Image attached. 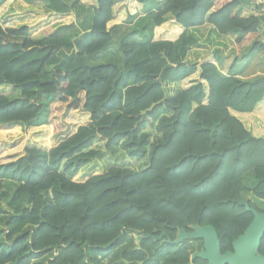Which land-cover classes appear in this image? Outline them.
I'll list each match as a JSON object with an SVG mask.
<instances>
[{
	"label": "trees",
	"instance_id": "1",
	"mask_svg": "<svg viewBox=\"0 0 264 264\" xmlns=\"http://www.w3.org/2000/svg\"><path fill=\"white\" fill-rule=\"evenodd\" d=\"M13 1L0 0V128L43 129L55 138L68 129L66 114L84 112L88 121L54 146L0 140V264H92L133 230L149 235L139 251L147 264H187L186 243L198 241L200 249L202 239L173 244L164 237L158 246L151 236L174 239L178 228L195 224L214 228L221 252L231 250L253 217L244 203L264 212L252 200L264 202V75L245 80L212 60L185 62L196 43L187 30L208 23L235 35L237 52L264 57V19L242 16L247 0H163L143 26L154 27L152 38L136 40L117 21L123 9L131 16L130 4L146 11L150 0H97L96 7L95 0H22L45 15L2 19ZM78 3L85 8L79 21L90 15L82 36L70 21ZM171 19L183 28L175 40ZM116 35L122 63L89 64ZM197 66L199 79L167 98L165 82ZM96 140L148 163L80 173L101 154ZM6 181L15 184L11 191Z\"/></svg>",
	"mask_w": 264,
	"mask_h": 264
},
{
	"label": "crops",
	"instance_id": "2",
	"mask_svg": "<svg viewBox=\"0 0 264 264\" xmlns=\"http://www.w3.org/2000/svg\"><path fill=\"white\" fill-rule=\"evenodd\" d=\"M71 4L74 0H65ZM163 0H150L148 2L146 11L143 10L141 5L133 4L128 7L130 9V17L127 19L126 10L123 9L121 12L122 16L117 21V23L121 24V26L126 27V31L132 30L133 37L136 40H148L153 36V28L143 27L144 24L151 21ZM32 4H27L22 0H14L11 4V7L1 16L2 19L14 16V15H29L34 11L38 12L39 15H45L43 12L32 8ZM247 5V4H246ZM85 8L78 3L73 10L70 11V21H72L77 29L80 31V36L84 35L86 31L90 28V15L86 14L83 22L79 21V15L83 12ZM242 12V16H247L250 13V8L245 5H242L240 8ZM127 19V20H126ZM143 30V33H141ZM168 35H170L172 40L177 39V37L183 32V28L180 27L174 19L169 21V25L167 27ZM151 33V34H150ZM188 35L194 36L196 38V43L189 46L187 49L185 62L188 63H196L200 64L203 60H212L217 67L221 70V72L225 75L234 74L240 79L251 80L257 76L264 75V57L261 53L256 51H248L244 50L241 52H237L234 40L236 38L233 34H219L214 29L213 26L205 23L202 26L189 28L187 30ZM36 36V37H35ZM34 38H41V34L35 35ZM261 41L264 40V35L259 36ZM119 39L110 44L103 52L96 54L95 56H91L92 59L96 57L107 55L111 49L117 48L118 54V44ZM119 56V63H122L121 54ZM108 61V60H107ZM110 63V62H107ZM233 64V65H232ZM254 71H257L255 74H252ZM199 79V68L197 66V71L194 72L187 78L182 80L171 82H165L164 86L167 85L169 88L171 86L178 87L179 90L186 89L194 80ZM177 92L173 95L166 94L167 98L174 97ZM88 121V120H87Z\"/></svg>",
	"mask_w": 264,
	"mask_h": 264
},
{
	"label": "rangeland",
	"instance_id": "3",
	"mask_svg": "<svg viewBox=\"0 0 264 264\" xmlns=\"http://www.w3.org/2000/svg\"><path fill=\"white\" fill-rule=\"evenodd\" d=\"M24 15V14H23ZM30 17H34L39 15L38 12L34 11L32 14H29ZM40 33H37L38 35ZM118 35V33H117ZM115 36V40L119 38V36ZM35 36V35H34ZM36 37V36H35ZM120 54V53H119ZM117 48H113L110 52L105 56L96 57L92 59L91 56L87 57V62L89 64H99V63H116L120 64L119 55ZM95 56V55H93ZM108 60V61H107ZM264 67V66H263ZM264 70V69H262ZM257 71H254L252 74H255ZM164 89L166 90V94L173 95L177 92L178 87L165 85ZM19 91L16 90L12 97H19ZM47 111L42 112L41 118L45 119ZM88 116L84 112H75L68 113L65 115V121L68 123V129L63 134L52 138L49 135V132H45L43 129H27L26 127H17L14 129L10 128H0V140L5 142H12L15 139L26 137V143H34L43 147L54 146L61 139L66 138L71 135L78 126L83 125L87 122ZM146 130L151 132V138L155 140V131L149 127H146ZM93 149H97L101 152L100 155L91 160L83 169L79 170L80 173H88V171L102 173L106 172L110 167L113 166H123L128 167L133 170H141L145 168L146 163H148L147 156L141 160L133 159L128 157L126 154H123L122 151L117 152L116 155L106 151L103 149V142L100 140H96L92 146ZM81 176L77 177L80 179ZM249 182V181H247ZM15 184L13 182L6 181L5 187L11 191L14 188ZM243 201L247 199H252L249 194L242 195ZM260 208L264 209V202H258L252 199ZM141 234L135 233L134 231L126 233V235L122 238L121 243L118 247L114 248L107 256H97L96 261L92 264H147L149 261V256H145L144 258L140 257L139 251H142L141 248ZM155 240L158 246L162 245L165 242V239H153ZM185 241V240H182ZM186 246L190 253L200 250L199 242L195 240H189L186 243Z\"/></svg>",
	"mask_w": 264,
	"mask_h": 264
},
{
	"label": "water",
	"instance_id": "4",
	"mask_svg": "<svg viewBox=\"0 0 264 264\" xmlns=\"http://www.w3.org/2000/svg\"><path fill=\"white\" fill-rule=\"evenodd\" d=\"M96 6L97 0H95L94 7ZM262 42L264 43V40ZM244 206L252 212V220L242 234L232 241V249L226 252H221L218 234L214 228L209 226L191 225L190 231L178 228L174 239L166 232H161L158 236L151 237L155 239L165 237L167 242L173 244L185 239H202V247L190 255L187 264H193L196 258L207 261V264H264V255L259 252L260 241L264 234V212L251 208L246 202ZM133 231L149 237L148 234L140 230Z\"/></svg>",
	"mask_w": 264,
	"mask_h": 264
},
{
	"label": "built area",
	"instance_id": "5",
	"mask_svg": "<svg viewBox=\"0 0 264 264\" xmlns=\"http://www.w3.org/2000/svg\"><path fill=\"white\" fill-rule=\"evenodd\" d=\"M247 3L252 14L264 19V0H247ZM262 29L264 31V24Z\"/></svg>",
	"mask_w": 264,
	"mask_h": 264
}]
</instances>
